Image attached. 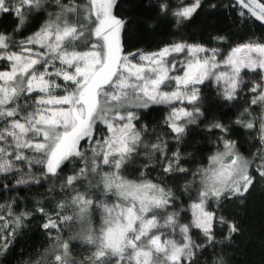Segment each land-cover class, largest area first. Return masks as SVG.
<instances>
[{
    "label": "snow or ice",
    "instance_id": "obj_1",
    "mask_svg": "<svg viewBox=\"0 0 264 264\" xmlns=\"http://www.w3.org/2000/svg\"><path fill=\"white\" fill-rule=\"evenodd\" d=\"M0 264H264V0H0Z\"/></svg>",
    "mask_w": 264,
    "mask_h": 264
}]
</instances>
